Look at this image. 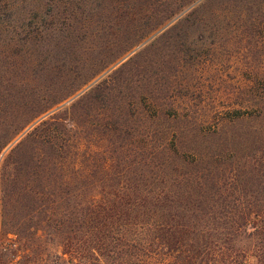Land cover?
<instances>
[{
  "label": "rangeland",
  "instance_id": "1",
  "mask_svg": "<svg viewBox=\"0 0 264 264\" xmlns=\"http://www.w3.org/2000/svg\"><path fill=\"white\" fill-rule=\"evenodd\" d=\"M0 264H264V0H0Z\"/></svg>",
  "mask_w": 264,
  "mask_h": 264
}]
</instances>
